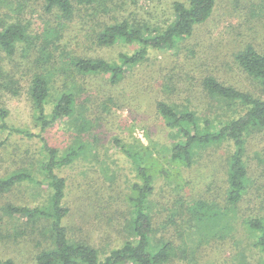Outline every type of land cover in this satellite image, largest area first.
<instances>
[{"label": "rangeland", "instance_id": "1", "mask_svg": "<svg viewBox=\"0 0 264 264\" xmlns=\"http://www.w3.org/2000/svg\"><path fill=\"white\" fill-rule=\"evenodd\" d=\"M176 1L101 0L98 7L73 0L74 15L66 16L59 9L47 10L45 0H0V24L17 23L26 31L13 55L0 48V110L7 112L3 121L8 126L0 128V177L19 171L37 177L0 193L2 259L36 264L37 254L53 247L47 232L50 219H30L5 209L9 204L48 206L52 188L42 170L44 138L59 157L82 147L74 162L55 172L67 180L63 204L70 209L65 219L70 237L93 245L102 258L131 236L130 195L138 171L124 144L155 158L149 211L155 239L173 243L170 264H262L259 232L250 231L246 220L258 216L264 222V127H253L246 135L249 184L244 198L223 216L220 228L197 233L191 217L197 203L211 200L226 206L232 144L198 148L190 166L173 164L167 152L179 138L166 126L157 105L165 101L178 112L195 111L202 124L209 119L217 127L247 107L210 94L202 86L206 76L263 98V85L239 66L235 54L247 45L264 52V0H220L192 36L177 42V48L151 50L117 83L108 73L82 74L75 63L90 58L120 64V56L136 53L140 44L119 40L101 46L98 35L123 20L146 36L159 33L176 18ZM37 74L49 85L45 117L50 123L45 127L28 89ZM66 92L74 97V114L55 118L54 107Z\"/></svg>", "mask_w": 264, "mask_h": 264}, {"label": "trees", "instance_id": "2", "mask_svg": "<svg viewBox=\"0 0 264 264\" xmlns=\"http://www.w3.org/2000/svg\"><path fill=\"white\" fill-rule=\"evenodd\" d=\"M47 10L59 9L66 16H73L76 6L73 0H45ZM80 3L96 5L101 0H77ZM220 0H177L173 8L176 18L159 33L144 35L140 27H135L127 20L107 26L98 35V44L111 45L119 40L126 42H138L141 48L134 54H122L120 64H112L104 59L80 58L76 60V66L80 73H108L113 83H117L125 70L144 60L151 50H163L165 48H177V42L193 35L198 25L206 22L212 15ZM99 7V6H98ZM0 24V48L8 55L16 51V44L26 38L25 28L20 24ZM147 25H149L147 23ZM236 62L254 80L264 87V52L258 51L253 45L235 54ZM1 74V72H0ZM1 76V75H0ZM202 86L210 94L220 101L240 103L247 107L244 113L237 117L221 122L214 126L212 121L206 119V123L199 121L195 111L186 110L178 112L165 101L157 105L160 115L164 118L166 126L176 132L179 140L171 145L168 159L176 165H191L194 162L196 150L201 147H209L214 144L231 142L232 152L227 157V180L224 190L226 206L221 207L217 202L206 200L197 203L192 209V218L196 221V232L202 233L208 227L220 228L223 216L229 210L236 208V204L242 201L249 184L248 169L245 162L246 135L253 127H264V97L240 90L234 86L226 85L214 76H206ZM2 87L6 86L1 83ZM29 92L33 104L38 110V120L43 127L50 122L46 119V101L49 95L47 79L37 74L33 76L29 84ZM74 97L69 93H62L53 114L55 118H66L74 114ZM245 107V108H246ZM7 112L0 110V119L5 118ZM4 122V121H3ZM0 128H8L4 122ZM13 131L22 132L12 128ZM24 133V132H22ZM29 135V134H28ZM43 140V148L46 151V160L42 164L43 172L48 176L49 186L52 188L50 202L45 209L15 207L12 204L5 206L8 213H19L30 219L47 217L51 220L50 229L47 230L52 237V246L41 250L36 256V264H170L174 252L173 243L161 239H155L153 235V220L149 211V198L153 187V155L131 151L127 153L134 162L138 179L133 183L130 201L134 206L128 231L130 237L119 247L110 251L104 258L100 251L86 241H78L70 237L65 225V219L70 209L64 206L66 197L67 180L58 175L55 169L58 166H66L75 161L80 155L82 147L70 149L63 157H59L58 150L51 147L46 139ZM116 144H121L120 139L115 138ZM152 157V158H150ZM155 161V158L153 159ZM152 160V161H153ZM37 177L30 171H19L9 176L0 177V193L12 189L14 185L23 182H34ZM233 208V209H232ZM247 228L252 232H259L257 246L262 253L264 264V222L258 216L246 220ZM0 264H15L12 259H2ZM177 264V263H175Z\"/></svg>", "mask_w": 264, "mask_h": 264}]
</instances>
